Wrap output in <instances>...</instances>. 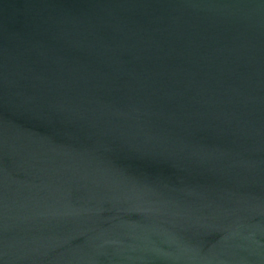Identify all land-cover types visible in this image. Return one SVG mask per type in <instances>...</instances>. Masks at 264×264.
I'll list each match as a JSON object with an SVG mask.
<instances>
[{
  "label": "water",
  "instance_id": "1",
  "mask_svg": "<svg viewBox=\"0 0 264 264\" xmlns=\"http://www.w3.org/2000/svg\"><path fill=\"white\" fill-rule=\"evenodd\" d=\"M0 264H264V0H0Z\"/></svg>",
  "mask_w": 264,
  "mask_h": 264
}]
</instances>
